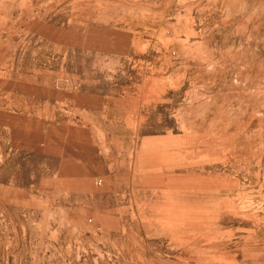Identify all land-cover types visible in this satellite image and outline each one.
Masks as SVG:
<instances>
[{
  "label": "rangeland",
  "instance_id": "1",
  "mask_svg": "<svg viewBox=\"0 0 264 264\" xmlns=\"http://www.w3.org/2000/svg\"><path fill=\"white\" fill-rule=\"evenodd\" d=\"M0 264H264V0H0Z\"/></svg>",
  "mask_w": 264,
  "mask_h": 264
}]
</instances>
